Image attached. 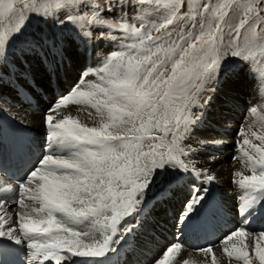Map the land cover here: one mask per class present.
Returning a JSON list of instances; mask_svg holds the SVG:
<instances>
[{
  "label": "snow or ice",
  "instance_id": "1",
  "mask_svg": "<svg viewBox=\"0 0 264 264\" xmlns=\"http://www.w3.org/2000/svg\"><path fill=\"white\" fill-rule=\"evenodd\" d=\"M235 2L214 4L213 0H207L202 11H194L187 18L191 28L174 32L169 26L174 24L179 9L170 0L171 16L152 24L150 29L142 31L133 27L131 34L138 42L128 44L126 51H113L103 67L95 70L103 85H95L89 91L80 90L85 73L70 95L57 99L45 113L43 124L49 139L61 143L62 149L45 154L28 175L27 181L35 184L34 189H26L23 182L19 184V199L15 195L0 198V236L17 243L30 241L31 260L40 264L45 261L73 264L75 258H82L81 264H93V258L115 251L113 245L119 241L114 237L121 221L142 212L147 189L157 169L167 165L191 171L197 179L206 176L212 182L215 177L207 174V169H199L195 162H191L190 168L181 159L190 157L194 149L186 151L178 140L181 132H189L190 126L200 119L202 112L193 119L191 108L197 104L205 83L216 78L224 31L231 29L227 18ZM261 5L264 0H249L244 5L243 17L232 29L235 37L229 47L237 46L231 51L233 57L248 59L244 53L250 51V44L257 42L264 50V7ZM27 7L24 4L23 9ZM23 9L17 8L16 0H0V20L15 17L18 11L22 14ZM120 26L127 30L125 24ZM246 26L253 30V36L245 37L241 49L238 39L240 30ZM152 30L158 34L153 36ZM68 104L94 109L100 118L98 126L88 127L69 116L56 119L55 114ZM160 131L163 136L153 135ZM169 132L172 141L166 143ZM238 135L243 138L237 141L239 150L252 172V175L235 173L242 177L239 184L252 192L264 190V132L246 131L242 126ZM146 144L148 151H145ZM0 192L15 193V189L0 183ZM203 198L204 192L194 185L181 223ZM25 199L33 204L30 212L13 213L11 205L28 207ZM250 205L251 202L241 205L242 214ZM13 215L18 217L22 236H16L11 226L4 230ZM246 235L240 230L226 237L227 241L236 237L242 246L229 249L225 243L223 250L227 257L243 264H257V261L264 264V246L257 243L255 258L250 257ZM181 247L179 241L169 246L159 264H171V254L179 252ZM213 247L210 244L197 251L205 258L210 256L211 264H218Z\"/></svg>",
  "mask_w": 264,
  "mask_h": 264
},
{
  "label": "rangeland",
  "instance_id": "2",
  "mask_svg": "<svg viewBox=\"0 0 264 264\" xmlns=\"http://www.w3.org/2000/svg\"><path fill=\"white\" fill-rule=\"evenodd\" d=\"M174 2L176 3L179 11L174 24L169 26V28L174 32H179L182 28H191L190 20L187 18H189L194 11H202V5L206 3L207 0H174ZM225 2H231V0H213L214 4ZM248 2L249 0H236L230 10L227 20L231 25V29L226 28L224 31L223 45L220 50L221 61L219 63V67L216 69V78L205 83L199 93L197 104L191 108V116L193 119H195L201 112L202 114L200 119L190 126L189 132H181L178 140L180 146L186 151L189 150L190 146L195 148L194 137H192L195 131H198V133H208V131H215L219 128L218 125L209 120V116L206 115V109H209V107L205 105V101L210 103L211 111L213 106L216 104L214 99H218L219 101L218 96L221 94V90L218 89V86L220 83L224 82L227 77L233 75L234 77L237 76L239 74L238 71L241 69L246 71V69L249 70L250 68H256L264 73V50H262L258 42L250 44V51L244 53V55L248 56V59H244L243 56L233 57L231 55V51L237 46L233 45L231 48L229 47L230 42L235 37V33L232 29L238 25L239 20L243 17L244 5ZM169 3L170 0H74V3L69 2V0H16V6L18 9H23L24 4H27L28 7L23 9L22 14L18 11L15 17L0 20V67L3 68L0 77L1 90L5 91L4 94L8 93L13 95L17 100H23L28 108L32 110L38 109L41 111V128L45 129L46 126L43 124V118L45 113L48 111L47 105L51 102V100L47 99L45 102L46 105L38 108L36 106V99L38 98L37 94L40 92L46 93L48 91V86L50 88L52 83L55 81L57 85L55 87L56 89L63 87L65 85V72L58 75L51 74V72L47 70L49 66L48 61L53 66L52 71L56 73L55 65L57 58L54 56V50H50L49 47H37L34 48L33 51L31 50L27 55H24L25 52H22L20 56H24L27 60H30L28 59V56L36 57V64H39L38 66L42 67L43 73H33L28 81H26L27 78H24V83L15 84L13 76L14 72H10L9 69H7V63H10L11 68H18L19 62L15 61L14 56H17L16 54L20 52L19 50L23 47L31 48L34 45L38 46L41 40L44 42L46 40H56V44L60 42L63 43L65 40H75L78 37H75L70 33L78 30H84L87 33V36L90 35L89 38L91 40H104L107 38L111 39L113 43L115 42L114 46L111 45V47L106 49L105 57L107 60L113 51H126V46L128 44L138 42L137 38L131 34L133 27L140 28L142 31L150 29L152 24H159L163 21V19L171 16V11L168 7ZM261 6L264 7V5ZM262 15H264V13H262ZM69 16L73 19L69 20ZM198 20L199 18H197V27ZM60 21L64 22L61 23ZM121 23L127 26V30L121 28ZM142 25L144 26L143 28H141ZM255 27L256 26L254 25L253 28ZM88 29L91 31L89 32ZM240 33L238 45L241 49H243L245 37H249V39H251L253 36V30L246 26L244 29L240 30ZM151 34L155 36L158 33H156L155 30H152ZM64 51H66V49H64ZM92 59L93 55L87 57L83 65L85 67H89ZM243 64L245 65L244 68ZM72 82L73 81H71V83ZM243 84L245 88L249 89L247 83ZM213 89L215 91H213ZM1 90L0 94L2 95L3 93ZM70 91L72 90H69V92ZM53 93H51L54 96L50 105L51 107L57 99L62 97L59 94L54 95ZM262 105H264V101H262ZM223 106L225 107V105ZM65 108L66 110H70V106H66ZM76 112H80V109L77 108ZM245 114L246 112L242 114L243 118ZM4 116L3 110L0 107V117ZM8 123L12 127L16 128L18 132L21 130L19 132L21 133L19 136L21 139L20 142L25 150L24 154L26 155L27 162L30 161L31 151L26 138L28 134H31V132L36 130L12 119H8ZM153 135L163 136L164 133L163 131L154 132ZM165 139L166 143H171L172 133L169 132ZM48 140V135L43 137V139H39L41 144H47ZM55 142L56 145L54 147V151L57 146V141L55 140ZM151 143H155V141H152ZM206 144H203L204 149L202 151H205ZM33 147L34 150L38 152V148L35 144H33ZM209 147L210 146L207 145V148ZM148 150L150 149L146 144L145 151ZM54 151L49 154L54 153ZM20 152L22 153L21 150ZM240 152L238 156L243 153L242 151ZM34 158L42 159L43 156L39 155L36 157L35 155ZM181 159L191 163L190 157L182 156ZM227 161H229V157L227 158ZM190 163L189 167L191 168ZM31 171L32 170L29 169L27 175H29ZM174 173H179L181 177L179 179H173L172 176ZM178 177L179 175L174 176V178ZM0 178V183H2L4 187H7L9 184L16 185L17 189L15 190V193L18 194L17 199H19L20 183L24 182L26 189H33L35 186L34 183L29 184L27 182V178L22 180V182L16 178L12 181L5 182L1 174ZM200 179H197L191 171H182L179 168H173L167 165H165L164 169H157L155 171L152 182L153 187L155 188L147 190V194L142 205V212H137L124 218L118 225V232L114 239L118 240L119 244H114L113 248L116 250L117 248L122 247L123 254H118L120 264H140L141 260L144 261L145 264H155L151 262L150 259L152 260L156 257V252L163 250L162 245H159L158 251H152L150 258H147L144 251L140 249V247L146 243L142 233V227L144 226L153 229V217L149 216V211L156 208V211L158 210V212L164 209H174L175 203L171 200V197L168 196L170 192L174 191L170 187H175L176 190L182 192L187 190L193 183L199 181ZM203 179H206V176H203ZM214 188L216 190H224V194L217 193L219 197L227 198L230 201L234 199V196L227 194V186L223 187L217 184ZM243 193L246 197L251 196L252 198H255V195L252 193H248L247 191H243ZM182 202L181 204H183ZM181 204H178V208ZM183 206L185 209L180 213V216H182V214L186 211V206L184 204ZM11 208L20 210L22 207L19 204L16 206L14 204L11 205ZM161 218H163V215ZM128 229H131V231L129 232ZM230 234L231 233L225 235L224 240ZM119 239H123L122 245ZM136 246L137 249H135ZM115 254L117 253L114 251L107 253L104 257L93 258V262L95 264H106L105 261L111 259ZM171 256V264H181V255L172 253ZM27 262H29V260H27ZM221 262H224V264H230L226 263L225 259H222Z\"/></svg>",
  "mask_w": 264,
  "mask_h": 264
},
{
  "label": "bare ground",
  "instance_id": "3",
  "mask_svg": "<svg viewBox=\"0 0 264 264\" xmlns=\"http://www.w3.org/2000/svg\"><path fill=\"white\" fill-rule=\"evenodd\" d=\"M70 34L78 37V40H65L63 43L60 42L58 44H56V40H46L45 42L41 40L38 46L34 45L31 48H21L19 50L20 52L16 54L17 56H14L15 61L19 62L18 68H11L10 63H7V69H9L10 72H14L13 76L15 79V84L24 83V78H27L26 81H28L33 73H43L42 67L38 66L39 64H36V57L28 56V59L30 60H27L24 58V56H20L22 52H25L24 55H27L31 50L33 51L34 48L49 47L50 50H54V56L57 58L55 65L56 73L52 71L53 66L49 61L47 70L53 75H58L65 72V84H70L71 81H73L70 84L72 85V88L69 90H72L77 84L80 83V78L85 73H87V75L84 76L85 83L81 85L80 90L89 91L92 90L95 85H103V81L100 80V77L96 74L95 70L103 67V65L106 63V49L111 47V45L114 46L115 42L113 43L111 39L107 38L104 40H91L89 38L90 35L87 36V33L84 30H78ZM64 49H66V51H64ZM92 55L93 59L90 61V66L85 67L83 64L86 58ZM60 67H63V70H61ZM244 67L245 65L243 64V68ZM2 70L3 68L0 67V77ZM238 73L237 76L234 77L233 75L227 77L224 82L220 83L218 86V89L221 90V94L218 96L219 101L218 99H214L216 104L213 106L211 111L210 103L207 104L209 109H206V115L209 116V120L213 121L216 125H218L219 128L215 131H208V133H198V131H195L192 136L194 137L195 148L190 146L191 149H194L190 155L191 162H195L199 169H207V174L213 175L215 179L210 183L204 182L202 179H200L199 181L193 183L187 190L182 192L176 190L175 187H170L174 191L170 192L168 196H170L171 200L175 203L174 209H164L160 212H158V210L156 211L157 208L150 210L149 216L153 217V229L144 226L142 227V233L146 243H144L140 249L144 251L147 258L151 257L153 250L158 251L159 245H162L163 247L162 251L156 252V257L154 259H150V261L155 264H159V262L164 259V252L167 251V248L176 243L166 241L162 233L159 232V230L166 229L168 226L173 227V225L170 223L168 225L165 220L161 218V216L165 213H176L180 221L184 213L182 216H180L179 212H182L185 209L183 204L186 206L188 200L191 197L194 185L204 192V198L193 208L192 212L187 215L183 222L193 217L198 208H205L211 205L230 206L236 196H240L245 203L251 202V204H255L258 209L264 208V190L252 192L240 186L239 181L242 177L235 175V173L240 172L242 175H252V173L244 163L246 157L243 155V153L240 156H236L232 152L231 148V143H234L237 140L241 141L243 139L240 135H238L242 126L246 131L251 129V131H255L257 133L264 132V105H262V101H264V73L256 68H250L249 70L246 69V71L241 69L238 71ZM100 75H103V73ZM243 83H247L249 89L245 88ZM56 86L57 85L55 81L52 83L50 88L48 86V91L46 93L40 92L37 94L38 98L36 99V106L38 108L44 107L46 105L45 102L47 99L51 100L52 102L54 96L51 93H53ZM1 92L3 94H0V107L3 110V114L5 115L4 117H0V147L4 145L1 152L3 164L1 172L7 180L14 176L22 180L24 177L22 171L25 168L22 161L26 158V155H23L25 158L21 160L20 158L22 155L18 157L14 151L10 150L17 148H15L13 145L9 146V144L12 143L10 141L11 138H14L17 136V134L21 133H18L17 129L8 123V119L20 122L23 125L34 128L35 130L38 129L39 139H43V137L48 135L47 128H41V111L38 109L32 110L25 105L23 100H17L13 95L8 93L4 94L5 91L3 90H1ZM71 92L72 91H70L67 95H70ZM41 97H45L46 100L43 101ZM51 102H49L47 105L48 109L51 107ZM223 105H225V107ZM67 106H70V110H66V108L62 106L58 113L55 114L56 119H62L64 116H69L76 119L77 122L88 127L98 126L100 118L96 115L94 109L76 104H68ZM77 108L80 109V112H76ZM89 112L92 113L91 116H89ZM244 112H246V114L243 118L242 114H244ZM254 142L259 144V141L254 140ZM203 144H206L205 151H202L204 149ZM207 145L210 147L207 148ZM35 146L38 148V153L43 151L44 144L42 145L40 141L37 142ZM228 157L229 161H227ZM234 157L236 159H233ZM40 161L41 159L34 158L31 162H29V168H35L40 163ZM201 177H203V175ZM217 184L223 187L227 186V194L234 196V199L230 201L227 198L219 197L217 193L224 194V190H216L214 186L216 187ZM205 189L206 191H204ZM243 191L252 193L255 195V198H252L251 196L246 197ZM27 194L28 193L26 192V195ZM209 196L210 199L207 201ZM181 202L183 204H181ZM25 204L28 205L27 208H21L20 210L11 208V211L13 213H19L23 211L30 212L31 207L33 206L32 202L25 199ZM178 204H181L179 208ZM16 205L17 204H15V206ZM35 206L38 207V204ZM34 215L35 214H32L33 217ZM9 226L15 230L16 236L17 234H21L19 231L18 217L15 215H13L12 221H9V223L5 225L4 230L7 231ZM119 229L121 230L120 227ZM246 233L247 235L244 239L247 245L249 256L255 258L254 249L256 244L260 243L262 246H264V238H260L264 233H260L259 235L249 231H246ZM119 240L122 245L123 239ZM85 242L88 241L86 240ZM225 243L228 244L229 249H231L233 246L236 248L242 247L240 241L234 236L232 237L231 241H227L225 239L223 242L215 246L213 251L218 258V264H224V262H221L222 259H225L226 263L230 264H243L242 261H236L234 258L230 260L227 257L223 250ZM180 244L182 247L179 252L176 253L182 256L181 264H211V257L209 256L205 258L203 253L198 252V247L196 244H194V247L190 248L185 247V243ZM115 253L117 254L113 255L111 259L105 261L106 264H120L118 254H123L122 247L117 248ZM26 255L27 247L18 245L15 240L9 239L7 236H0V264H22ZM80 259L82 258H75L73 264H81ZM31 262H38V264H40V261L31 260ZM47 262L49 264H55L54 261H45L44 264ZM93 264L95 263L93 262Z\"/></svg>",
  "mask_w": 264,
  "mask_h": 264
}]
</instances>
